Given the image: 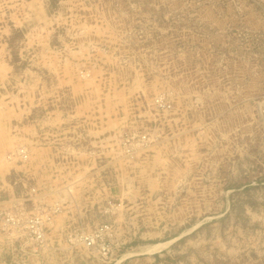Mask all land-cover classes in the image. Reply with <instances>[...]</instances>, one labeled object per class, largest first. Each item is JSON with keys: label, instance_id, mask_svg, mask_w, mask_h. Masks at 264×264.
Listing matches in <instances>:
<instances>
[{"label": "rangeland", "instance_id": "1", "mask_svg": "<svg viewBox=\"0 0 264 264\" xmlns=\"http://www.w3.org/2000/svg\"><path fill=\"white\" fill-rule=\"evenodd\" d=\"M0 53V161L63 208L40 264H264V0H0Z\"/></svg>", "mask_w": 264, "mask_h": 264}, {"label": "built area", "instance_id": "2", "mask_svg": "<svg viewBox=\"0 0 264 264\" xmlns=\"http://www.w3.org/2000/svg\"><path fill=\"white\" fill-rule=\"evenodd\" d=\"M29 150L23 145L14 153L8 155L9 159L17 158L19 162L29 159ZM36 186L30 187V195L15 197L0 202V240L10 249L16 264H40L50 249L51 233L56 216L63 210L59 202L43 204L34 198L33 205H29ZM94 233H86L81 227H75L73 242H80L87 248L108 249L101 241L111 237L113 225L101 224L95 227Z\"/></svg>", "mask_w": 264, "mask_h": 264}, {"label": "crops", "instance_id": "3", "mask_svg": "<svg viewBox=\"0 0 264 264\" xmlns=\"http://www.w3.org/2000/svg\"><path fill=\"white\" fill-rule=\"evenodd\" d=\"M6 65V61L2 60V54L0 53V94L2 93L1 88L6 77L5 75L11 70V67H6ZM2 120L4 121V115L0 114V121ZM23 166V164H17L8 168V166L0 161V202L15 197H25L30 194L29 189L36 183L35 178L38 177V169L37 167L33 168V165H30L28 169H24ZM0 264H15L10 249L2 240H0Z\"/></svg>", "mask_w": 264, "mask_h": 264}, {"label": "bare ground", "instance_id": "4", "mask_svg": "<svg viewBox=\"0 0 264 264\" xmlns=\"http://www.w3.org/2000/svg\"><path fill=\"white\" fill-rule=\"evenodd\" d=\"M171 242V241H170ZM168 243H157L156 245H154L153 247H152V249H157V248H160V247H162V246H164V245H167ZM151 248H149V250H150ZM146 251V250H145ZM128 253V252H127ZM137 253V252H136ZM127 255V254H126ZM127 258V257H126ZM118 262V261H117Z\"/></svg>", "mask_w": 264, "mask_h": 264}]
</instances>
